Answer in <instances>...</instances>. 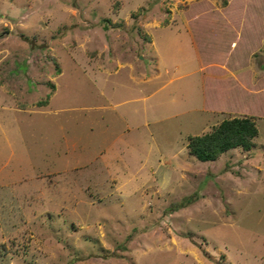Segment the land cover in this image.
<instances>
[{
	"label": "rangeland",
	"instance_id": "374dc122",
	"mask_svg": "<svg viewBox=\"0 0 264 264\" xmlns=\"http://www.w3.org/2000/svg\"><path fill=\"white\" fill-rule=\"evenodd\" d=\"M263 259L264 0H0V264Z\"/></svg>",
	"mask_w": 264,
	"mask_h": 264
},
{
	"label": "trees",
	"instance_id": "16d2710c",
	"mask_svg": "<svg viewBox=\"0 0 264 264\" xmlns=\"http://www.w3.org/2000/svg\"><path fill=\"white\" fill-rule=\"evenodd\" d=\"M21 37L32 43L31 39L26 35L21 34ZM231 42L232 40L229 43L230 48L234 49L237 46V42H235L234 46H231ZM51 87L53 89L54 85L51 84ZM49 98L50 93L47 94L45 99L39 100L37 105H46ZM211 103L208 104L211 107L209 109L217 108V105L212 106ZM216 108L213 110H217ZM221 108H223L221 110L226 112L224 105ZM257 134L258 129L253 116H235L223 119L208 132L190 135L187 140V148L189 153L198 160H216L223 152L232 148L240 147L244 151L250 150L254 145L253 139ZM262 264H264V259Z\"/></svg>",
	"mask_w": 264,
	"mask_h": 264
},
{
	"label": "crops",
	"instance_id": "0c3cea01",
	"mask_svg": "<svg viewBox=\"0 0 264 264\" xmlns=\"http://www.w3.org/2000/svg\"><path fill=\"white\" fill-rule=\"evenodd\" d=\"M218 65H220L221 66V64H218ZM218 65H217V67H218ZM222 66H223V64H222ZM225 66V65H224ZM220 68H222V67H220ZM231 75H232V73H231ZM222 106H223V104H222ZM216 107H213L210 111H212L213 109H215ZM217 109V111L219 110V111H221V109H223V108H219V107H217L216 108ZM214 111H216V110H214ZM223 111V110H222Z\"/></svg>",
	"mask_w": 264,
	"mask_h": 264
}]
</instances>
